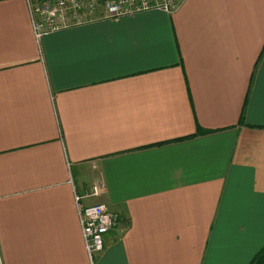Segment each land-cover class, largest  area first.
<instances>
[{
  "label": "crops",
  "instance_id": "crops-1",
  "mask_svg": "<svg viewBox=\"0 0 264 264\" xmlns=\"http://www.w3.org/2000/svg\"><path fill=\"white\" fill-rule=\"evenodd\" d=\"M101 16L38 40L27 1L0 0L2 264H91L76 196L120 217L94 264H251L264 0Z\"/></svg>",
  "mask_w": 264,
  "mask_h": 264
},
{
  "label": "built area",
  "instance_id": "built-area-1",
  "mask_svg": "<svg viewBox=\"0 0 264 264\" xmlns=\"http://www.w3.org/2000/svg\"><path fill=\"white\" fill-rule=\"evenodd\" d=\"M30 9L32 25L38 40L72 26L96 20L103 10L106 18H121L141 12L159 10L173 13L185 0H26ZM103 185H95L87 196H98ZM76 196V206L91 264L94 256L104 250V237L120 224L118 214L104 204L83 206ZM0 264H2L0 252Z\"/></svg>",
  "mask_w": 264,
  "mask_h": 264
},
{
  "label": "trees",
  "instance_id": "trees-1",
  "mask_svg": "<svg viewBox=\"0 0 264 264\" xmlns=\"http://www.w3.org/2000/svg\"><path fill=\"white\" fill-rule=\"evenodd\" d=\"M251 264H264V249L255 257Z\"/></svg>",
  "mask_w": 264,
  "mask_h": 264
}]
</instances>
